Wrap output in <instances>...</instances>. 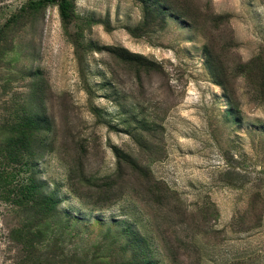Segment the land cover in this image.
I'll list each match as a JSON object with an SVG mask.
<instances>
[{
	"label": "rangeland",
	"instance_id": "374dc122",
	"mask_svg": "<svg viewBox=\"0 0 264 264\" xmlns=\"http://www.w3.org/2000/svg\"><path fill=\"white\" fill-rule=\"evenodd\" d=\"M28 1L0 0V149L29 128L0 264H264V0Z\"/></svg>",
	"mask_w": 264,
	"mask_h": 264
},
{
	"label": "trees",
	"instance_id": "16d2710c",
	"mask_svg": "<svg viewBox=\"0 0 264 264\" xmlns=\"http://www.w3.org/2000/svg\"><path fill=\"white\" fill-rule=\"evenodd\" d=\"M53 3L57 5L59 17L62 21H66L69 17L70 12V2L69 0H29L25 6H22L21 10L25 9H36L41 7L44 4ZM11 21V20H10ZM28 129L25 124L20 123H9V127L7 130L10 137L6 139L1 147V152H4V155L0 154V158L4 161L9 162H18L21 160V152L26 150L27 142H28ZM6 183V174L2 170H0V185H4ZM19 194L18 198L14 199V202H23L26 205L28 202L31 203V207L35 208L38 211V214H49L52 212L49 203L52 200V197L47 195H40V192L36 190L34 187L29 185H19ZM18 203V204H19ZM51 210V211H50ZM26 233V234H25ZM22 234V245L26 246L29 244V239L32 238L33 235L27 232Z\"/></svg>",
	"mask_w": 264,
	"mask_h": 264
}]
</instances>
